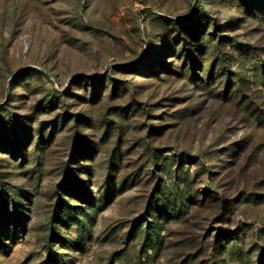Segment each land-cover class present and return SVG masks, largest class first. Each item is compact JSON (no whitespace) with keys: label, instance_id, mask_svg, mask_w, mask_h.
<instances>
[{"label":"rangeland","instance_id":"374dc122","mask_svg":"<svg viewBox=\"0 0 264 264\" xmlns=\"http://www.w3.org/2000/svg\"><path fill=\"white\" fill-rule=\"evenodd\" d=\"M0 264H264V0H0Z\"/></svg>","mask_w":264,"mask_h":264},{"label":"trees","instance_id":"16d2710c","mask_svg":"<svg viewBox=\"0 0 264 264\" xmlns=\"http://www.w3.org/2000/svg\"><path fill=\"white\" fill-rule=\"evenodd\" d=\"M185 22H187V23H188V21H185ZM180 25H182V23H180Z\"/></svg>","mask_w":264,"mask_h":264}]
</instances>
